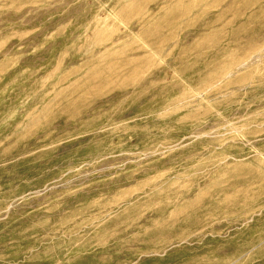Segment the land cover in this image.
I'll return each instance as SVG.
<instances>
[{
  "label": "rangeland",
  "instance_id": "rangeland-1",
  "mask_svg": "<svg viewBox=\"0 0 264 264\" xmlns=\"http://www.w3.org/2000/svg\"><path fill=\"white\" fill-rule=\"evenodd\" d=\"M0 264H264V0H0Z\"/></svg>",
  "mask_w": 264,
  "mask_h": 264
}]
</instances>
